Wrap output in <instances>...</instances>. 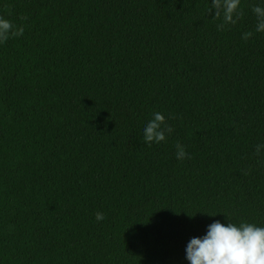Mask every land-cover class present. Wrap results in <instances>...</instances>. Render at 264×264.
I'll return each instance as SVG.
<instances>
[{
  "label": "trees",
  "instance_id": "trees-1",
  "mask_svg": "<svg viewBox=\"0 0 264 264\" xmlns=\"http://www.w3.org/2000/svg\"><path fill=\"white\" fill-rule=\"evenodd\" d=\"M211 3L0 0V264H190L216 221L264 228V0L224 31Z\"/></svg>",
  "mask_w": 264,
  "mask_h": 264
},
{
  "label": "clouds",
  "instance_id": "clouds-1",
  "mask_svg": "<svg viewBox=\"0 0 264 264\" xmlns=\"http://www.w3.org/2000/svg\"><path fill=\"white\" fill-rule=\"evenodd\" d=\"M240 5L241 0H212L207 12L210 15L214 10L213 18L222 20L217 25L218 31H224L227 26L235 25L243 18L244 13ZM251 10L256 18L255 31L264 33V6L252 4ZM20 19L26 20L27 17L21 16ZM23 34V26H17L0 16V44L7 42L11 37ZM252 36L253 32H245L242 38L247 41ZM173 130L166 123L165 116L156 112L144 128L143 141L149 145L153 142L157 144L164 142ZM175 147L178 160L191 158L183 144L178 142ZM262 151L264 143L257 144L255 155L261 156ZM244 174H250V170ZM226 216L232 221L230 216ZM104 219L103 213H96L97 221ZM186 258L190 264H264V228L245 222H241L239 226L233 222L225 226L216 221L209 225L208 233L203 238L190 240L186 247Z\"/></svg>",
  "mask_w": 264,
  "mask_h": 264
}]
</instances>
